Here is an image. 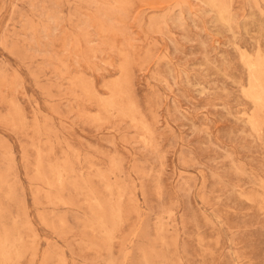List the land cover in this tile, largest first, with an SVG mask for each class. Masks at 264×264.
Wrapping results in <instances>:
<instances>
[{"label": "rangeland", "instance_id": "374dc122", "mask_svg": "<svg viewBox=\"0 0 264 264\" xmlns=\"http://www.w3.org/2000/svg\"><path fill=\"white\" fill-rule=\"evenodd\" d=\"M0 264H264V0H0Z\"/></svg>", "mask_w": 264, "mask_h": 264}]
</instances>
